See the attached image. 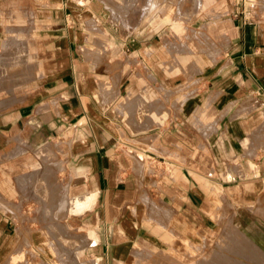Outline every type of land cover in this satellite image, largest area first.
Listing matches in <instances>:
<instances>
[{
    "label": "crops",
    "instance_id": "obj_1",
    "mask_svg": "<svg viewBox=\"0 0 264 264\" xmlns=\"http://www.w3.org/2000/svg\"><path fill=\"white\" fill-rule=\"evenodd\" d=\"M128 1L133 2L0 0V264H12L14 249L33 251L30 264H78L82 258L89 264H141V257L160 249L162 240L158 226L147 222L151 205L166 210L176 224L200 232L209 228L211 202L216 205L224 192L231 193L223 184L209 183L226 182L218 174L206 175L211 159L200 145L204 137L213 136L198 131L188 113L194 107L202 111L210 101L212 110L205 114L213 116L214 106L224 103L221 99L242 105L244 112L252 101L256 105L250 115L244 118V112L233 121L264 123V0H224L220 9L226 13L217 19L216 31H227L226 47H218L212 55L216 62L201 71L198 91L186 102L185 113L172 107L178 95H170L162 100L168 109L157 116L152 109L142 121L129 107L142 96L152 107L155 96L171 88L160 77L158 66L150 67L152 76L141 73L140 77L118 61L155 47L145 45L153 38L148 34L112 29L116 25L109 19L118 15L116 4ZM96 28L107 33L104 41L113 48L99 56L98 66L90 52L97 37L91 29ZM19 44L25 54L12 57L37 63L38 74L13 84L9 83L8 54L18 52ZM109 64L120 71L113 93L107 95L101 87L108 80L100 76L113 69ZM220 95L219 100L212 99ZM236 127L238 123L229 126L231 138L249 137ZM262 127L252 136H264ZM58 145L64 147L66 161L62 177L57 166L49 167L50 200H58L59 185H64L69 202L81 196L86 203L80 212L68 216L72 220L65 232L69 237L76 224L82 225L84 246L55 248L67 252L64 263L48 254L54 248L46 243V228L29 231L15 222L26 219L20 203L24 211L27 202L43 201L34 190L43 181L40 155ZM153 217L161 219L162 210ZM30 235L35 236L33 242ZM75 251L80 257H75ZM19 264L28 263L25 259Z\"/></svg>",
    "mask_w": 264,
    "mask_h": 264
},
{
    "label": "rangeland",
    "instance_id": "obj_2",
    "mask_svg": "<svg viewBox=\"0 0 264 264\" xmlns=\"http://www.w3.org/2000/svg\"><path fill=\"white\" fill-rule=\"evenodd\" d=\"M123 3L128 4H116L115 6L118 12L116 19H109L116 25L115 27L112 26L114 32L133 30L137 35L148 34L153 38L145 45L147 47L155 45V47L150 50L147 49V52L142 50L141 53L140 51L134 58L126 57L118 61H121L122 65L130 66L131 70L139 73L140 77L142 76L141 73L152 76L150 67L158 66L162 73L160 77L164 78L171 88L163 96L161 94L156 95L152 107L147 106L146 97L142 96L136 101V105L129 107L130 111L137 112L136 117L142 121L152 109L155 116L161 113L163 109H168L164 107L163 98L168 100L170 95L171 98L178 95L177 101L172 104V107H176L175 109H179L184 114L183 108L186 102L194 99L198 91L196 84L199 82L201 71L204 67H210L216 62L212 55L218 50V47L220 49L226 47L227 31L224 30L222 33L216 31L217 19L226 13V10L220 9L224 0H133L132 3L129 1ZM150 8H152V12H149ZM128 22L130 25L127 24ZM91 30L92 34L97 36L90 47V52L95 54V58H92L91 61L95 63L94 66H98L101 61L99 56L112 51L113 48L111 43L104 41V35L108 36L107 33L99 28ZM11 44L14 45V43ZM19 45L16 46L19 49L18 52L10 50L11 52L8 54V60L11 64L18 63L12 67L10 64L8 68L11 75L9 83L13 84L38 74L37 63H32L30 60L21 57L16 61V58L12 57V55L21 56L25 54V47L22 44ZM110 65L113 69H110L107 75L100 76L101 79L108 80L107 86L103 84L104 86L101 87V90L107 95L113 93L112 90L116 86L120 71L119 68L115 67V64ZM143 77L145 82L146 77ZM157 82L158 77L155 76L154 83ZM222 96L212 99L219 100ZM221 100H224V103L218 102L216 105L214 104L216 102L213 103L216 109L213 116L208 117L205 114L206 112L210 114L212 110L210 101L208 103L210 106L202 108L203 113L200 107H194L188 116L192 117L194 127L198 131H202L204 136L209 134L213 136L211 138L204 137L200 145L203 150L208 152L206 156L211 159L209 165L211 170L207 171L206 175L216 176L218 174L226 182L209 183L223 184L224 190L231 189V193L224 192L216 200V205L215 202H211V221H207L209 228L200 232L196 228L187 229L188 227L185 228L182 224H176V220L168 212H165L166 210L151 205L147 222L154 223L155 226L159 227L156 230L162 234V240L159 242L160 249L141 257L143 259L141 264H208L219 254L226 255V262L230 264H264V182H248L251 179L264 180V136L260 138L252 136L254 131L262 130L264 123L233 121L234 118L243 116L244 112L246 113L244 118L249 116L250 111L255 109L254 104L256 105V103L251 101V104L242 112V105L238 107L226 103L225 99ZM235 123H238L239 129L246 131V135L249 136L245 138L247 141L230 137L233 134L230 133L229 126ZM62 148L64 149L62 145H58L52 151L40 155L44 170L42 173L43 184L38 182V185L40 187L45 185L48 193L50 188L48 181L52 176L49 167L51 165L57 166L59 175L63 176L62 164L66 161V155ZM15 155L18 154L14 153L13 156ZM226 186L232 187L226 188ZM35 189L37 188L35 187ZM236 189L237 191L233 193V190ZM66 190L64 185H59L56 202H52L50 196H46L47 200H45V196L37 192L36 197L39 200L43 199V201L27 202L24 211L22 209L23 203H20V210H22L23 215H26V219L23 218L21 221L15 219L18 227L26 226L29 231L36 227L46 228L49 232L46 236V243L49 244L50 248H54L48 254L54 255L63 263L68 260L66 259L68 254L66 251L58 252L55 250L57 246L81 248L85 243L82 225L77 226L76 224L75 233L69 237L65 233L68 222L72 220L68 216L81 211L80 209L70 210ZM17 206L19 205L17 204ZM156 210H162L163 217L161 219L153 217ZM18 227L15 230L16 235L18 234ZM30 237L33 242L35 236L30 235ZM62 238L67 239L73 245L63 243ZM187 246L192 249L188 251ZM194 247H198L199 250L195 248L197 250L194 251ZM74 253L75 257L79 255L76 251ZM165 253L169 254V257ZM59 254L60 258L57 257ZM156 254H160L158 256L161 258L158 257L157 259ZM33 256V251L28 250L25 253V251L19 252L14 249L10 254V260L12 264H19L20 261L24 262L26 259V262L30 264L34 260Z\"/></svg>",
    "mask_w": 264,
    "mask_h": 264
},
{
    "label": "bare ground",
    "instance_id": "obj_3",
    "mask_svg": "<svg viewBox=\"0 0 264 264\" xmlns=\"http://www.w3.org/2000/svg\"><path fill=\"white\" fill-rule=\"evenodd\" d=\"M243 141H247V140H243ZM42 184H43V182H42ZM35 186V185H34ZM39 187H36L37 189H35L36 191V193H37V190H38V194H40V193H42V195H44L45 196V200H47V197L46 196H49L48 194V192H47V190H46V186L44 185V187H43V185L40 187V185H38ZM35 188V187H34ZM48 193V194H47ZM47 202V201H46ZM70 206H69V208H70V210H72V211H74V210H79V209H81L82 207H84L85 206V200L83 199V197H81V196H75V197H72L71 199H70ZM215 210H216V207H215ZM217 216H218V213H217ZM204 228H206V227H204ZM207 230V229H206ZM70 241H71V239H70ZM62 242L63 243H66V244H71V242H69L67 239H64V238H62ZM79 242V241H78ZM77 242V243H78ZM177 243H179L178 241H177ZM80 244V243H79ZM174 245H177V244H174ZM69 247V246H68ZM171 247H172V245H171ZM184 247V246H183ZM193 247V246H192ZM173 248H175V247H173ZM185 248V247H184ZM187 248L189 249L188 251H190V249H192V248H189L188 246H187ZM195 248H197L198 250H199V248L198 247H194V251L195 250H197V249H195ZM162 252V251H161ZM161 252H159L160 254H161ZM184 253V252H183ZM191 253V252H190ZM209 253V252H208ZM221 253V252H220ZM224 253H225V251H224ZM160 254H158V255H160ZM166 254V253H165ZM189 254V253H188ZM192 254V253H191ZM227 254V253H226ZM157 255V254H156ZM157 255V259H158V257L159 258H161L160 256H158ZM167 255V254H166ZM185 255V254H184ZM198 255V254H197ZM164 256V255H163ZM168 257H169V254L167 255ZM166 256V257H167ZM186 256V255H185ZM192 256V255H191ZM190 256V257H191ZM195 256V255H194ZM205 256H206V254H205ZM78 257H80L79 255H77V258ZM172 257V256H171ZM163 259L165 258V257H162ZM172 259H174L173 257H172ZM224 259V260H223ZM201 260V259H200ZM199 260V261H200ZM163 261V260H162ZM179 261V260H178ZM198 261V260H197ZM224 261V262H223ZM227 261V256L226 255H221V254H219V255H217V256H215L214 257V260H212V262H210V263H208V264H230V263H228V262H226ZM166 262V261H165ZM173 262H175V261H173ZM177 262V261H176ZM78 264H89V262L88 261H85V260H79L78 261Z\"/></svg>",
    "mask_w": 264,
    "mask_h": 264
}]
</instances>
